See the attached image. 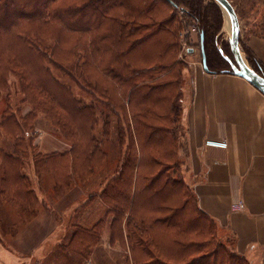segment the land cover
<instances>
[{
	"label": "trees",
	"instance_id": "16d2710c",
	"mask_svg": "<svg viewBox=\"0 0 264 264\" xmlns=\"http://www.w3.org/2000/svg\"><path fill=\"white\" fill-rule=\"evenodd\" d=\"M195 21L199 33L193 44V36L181 33ZM222 24V8L214 0H0V57L9 55L18 67L25 64L18 60L43 63L46 58L50 77L36 86L37 79L28 81L24 91L34 109L49 112L73 145L68 152L33 155L22 136L23 123L10 129L14 114L4 112L0 122L13 140V151L0 145L2 166L5 159L2 197L18 205L34 202L36 192L20 167L30 156L37 170L51 167L64 189L74 174L86 179L108 160L104 143L115 127L122 157L102 196L113 206V233L123 237L127 226L126 238L144 252L146 259L139 264H251L220 239L216 222L177 175L179 96L188 66L179 54L185 43L202 50L203 32L209 70L233 72L220 50L232 56ZM244 50L264 76V63ZM20 77H25L23 71ZM74 86L90 100L77 96ZM37 92L48 100L33 101ZM16 164L17 175L8 173ZM100 220L77 231L73 250L84 254L97 239L94 229L103 228Z\"/></svg>",
	"mask_w": 264,
	"mask_h": 264
},
{
	"label": "rangeland",
	"instance_id": "374dc122",
	"mask_svg": "<svg viewBox=\"0 0 264 264\" xmlns=\"http://www.w3.org/2000/svg\"><path fill=\"white\" fill-rule=\"evenodd\" d=\"M232 2L237 7L241 18V47L246 57L244 46L254 53L249 46L250 36L264 30V0H232ZM178 12L179 15H183L180 9ZM222 12L223 24L220 32L224 33V40L229 42L231 35L229 21L223 9ZM187 29L189 30L190 26L184 30ZM182 35H185V33ZM187 45L190 46L191 44ZM8 56L0 57V59H3L0 62V120L4 112H12L14 114L12 120L14 123H11L13 127H8L15 129L19 120L23 123L24 133H22V136H24L25 142L29 146L32 145L33 155L40 156L45 153L70 151L73 145L54 124L50 113L41 109H34V105L28 100V90L24 91L28 81L37 79L35 80L37 82L35 83L36 86L40 85L42 80L48 79L47 76L50 77L48 70L45 71L48 66L46 58L42 57L41 61L43 63L39 60L37 62V59H34V61L18 60V65L20 62L25 63L23 66L21 64L18 67L14 65L11 59L8 60ZM179 57L187 61L188 66L183 69L181 86L188 87L191 79V64L188 63L190 58H188L184 45ZM4 58L6 64L3 63ZM35 66H37L38 74ZM187 68L190 70L189 73L186 71ZM49 69L53 71L51 67ZM22 71L25 75L24 78L20 77ZM49 84L51 85V82ZM74 91L77 96L90 100L89 97L83 94L84 91L81 93L77 89V86H74ZM33 96V101L43 103L48 100L39 92L34 93ZM48 104H50V101H48ZM4 128L5 126H2L0 122V145L13 151V140ZM104 148L109 154L105 165L102 168H97L94 174L84 180L74 174L71 184L65 189L63 188L65 186L57 184L58 175L52 171L51 167H49L50 170H43L42 168L37 170L35 164H33L32 156L25 160L24 164H20L22 172L28 176L32 189H34L37 196L34 202H23L22 205H18V202L11 201L7 197L4 198L2 197L3 194H0V246L22 257L25 264H41V260H43V264H93L96 254L101 264L142 263L146 256L141 250L133 248L131 242L126 238L127 226L124 225V238L115 229L113 233L111 225L114 221V214L109 213L110 208L113 206H110L112 205L110 200L105 201L102 196L104 185L118 171L122 157L115 127L112 129L110 136L105 139ZM2 161V153L0 152V162ZM71 164L72 160H70ZM4 166L5 159L3 166L0 164V173L2 174L5 172ZM11 166L12 168L8 169V173L12 171L17 175L18 171L15 170L17 164ZM69 167V171H77L75 166L73 168L72 166ZM179 173L180 171L177 175ZM22 206L27 207L24 210L21 209ZM100 219L105 221L103 222V228L94 229L97 239L95 241L94 239L91 240L92 242L88 245L84 254L73 250V239L77 231L83 228H92L101 221ZM60 233H62V236L58 237ZM228 244L227 246L230 247V244ZM78 247L80 250L82 249L81 246ZM37 249H39L38 253L36 252ZM41 252H47V255L42 256V258L39 255Z\"/></svg>",
	"mask_w": 264,
	"mask_h": 264
},
{
	"label": "crops",
	"instance_id": "0c3cea01",
	"mask_svg": "<svg viewBox=\"0 0 264 264\" xmlns=\"http://www.w3.org/2000/svg\"><path fill=\"white\" fill-rule=\"evenodd\" d=\"M249 46L264 63V30L250 36ZM186 50L191 79L179 96L178 176L216 222L220 239L251 264H264V93L234 72L207 71L197 45ZM239 200L243 209L233 207ZM95 256L93 264H101ZM0 264L25 261L0 246Z\"/></svg>",
	"mask_w": 264,
	"mask_h": 264
},
{
	"label": "water",
	"instance_id": "95a60500",
	"mask_svg": "<svg viewBox=\"0 0 264 264\" xmlns=\"http://www.w3.org/2000/svg\"><path fill=\"white\" fill-rule=\"evenodd\" d=\"M223 9L225 15H228L229 20L231 21V35L229 37V43L231 47L232 56L226 54L223 49L220 47L223 55L228 59L231 64L232 70L237 75H240L254 84L264 93V76L257 72L250 64L247 58L243 54L241 47V18L237 11V7L234 5L232 0H215ZM226 15V16H227ZM227 18V17H226ZM225 29V25H224ZM201 37V46H202V56H203V65L207 71H210L207 65V58L204 48V33L200 34ZM211 72V71H210Z\"/></svg>",
	"mask_w": 264,
	"mask_h": 264
},
{
	"label": "built area",
	"instance_id": "2783aa9c",
	"mask_svg": "<svg viewBox=\"0 0 264 264\" xmlns=\"http://www.w3.org/2000/svg\"><path fill=\"white\" fill-rule=\"evenodd\" d=\"M181 13L184 15L185 14V10L183 8H180ZM190 29L188 30H184L183 33H185V35H191V36H198L199 30H198V24L197 22H193V24H190ZM182 33V34H183ZM191 43V42H190ZM188 45L185 43L184 44V49H187ZM244 202L242 200L237 201L236 203H234L233 207L235 209H243L244 208Z\"/></svg>",
	"mask_w": 264,
	"mask_h": 264
},
{
	"label": "bare ground",
	"instance_id": "6f19581e",
	"mask_svg": "<svg viewBox=\"0 0 264 264\" xmlns=\"http://www.w3.org/2000/svg\"><path fill=\"white\" fill-rule=\"evenodd\" d=\"M226 13V12H225ZM227 15V14H226ZM227 17H228V15H227ZM228 21H229V29H230V33H231V21L229 20V18H228Z\"/></svg>",
	"mask_w": 264,
	"mask_h": 264
},
{
	"label": "flooded vegetation",
	"instance_id": "af4514ba",
	"mask_svg": "<svg viewBox=\"0 0 264 264\" xmlns=\"http://www.w3.org/2000/svg\"><path fill=\"white\" fill-rule=\"evenodd\" d=\"M197 22V24H198V21H196Z\"/></svg>",
	"mask_w": 264,
	"mask_h": 264
}]
</instances>
